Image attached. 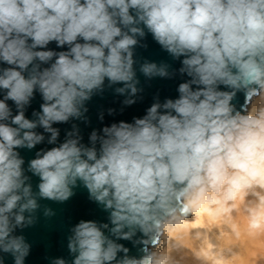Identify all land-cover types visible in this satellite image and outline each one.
<instances>
[{
  "label": "clouds",
  "instance_id": "obj_1",
  "mask_svg": "<svg viewBox=\"0 0 264 264\" xmlns=\"http://www.w3.org/2000/svg\"><path fill=\"white\" fill-rule=\"evenodd\" d=\"M148 33L181 66L145 59L139 72L185 77L177 97L87 143L71 123L60 141L54 125L90 123L87 103L106 88L137 102L135 48ZM0 96V253L13 264L31 250L17 230L55 214L39 201L64 203L80 186L108 222L80 220L71 261L50 264H245L244 242L264 264V0H0ZM45 141L25 167L19 150Z\"/></svg>",
  "mask_w": 264,
  "mask_h": 264
},
{
  "label": "water",
  "instance_id": "obj_2",
  "mask_svg": "<svg viewBox=\"0 0 264 264\" xmlns=\"http://www.w3.org/2000/svg\"><path fill=\"white\" fill-rule=\"evenodd\" d=\"M143 45H146V47ZM55 47L54 43L49 45V48L55 49ZM135 59L138 61L135 67L137 69V76L140 80L139 87L143 89L137 98V102L131 106H124L122 105L124 96L116 95L112 89L106 88L102 95L98 94L93 96V98L87 103L89 109L87 116L90 123L85 124L80 121H73L68 124L54 125L61 130L60 141H63L65 131L70 130L71 123L78 124L84 142L87 143L89 133L93 129H100L103 125L111 124L112 122L120 120L131 122L133 117L142 116L157 96L161 102L165 98L177 97V86L185 79V77H181L177 73L172 79L157 77L148 80L139 72V64L145 59L156 63H167L171 66L170 70L179 69L181 66L179 61L173 60L167 52L161 49L160 45L154 41L150 33L146 34V37L141 40L140 45L135 48ZM0 98H2V96H0ZM42 102L41 96L37 93L31 102V106L26 110V116L32 119L33 110L39 111ZM235 102L238 107L244 105V95L238 94ZM8 103L15 113V105L11 101ZM110 108L115 109L113 115H108L107 110ZM101 112L104 113L103 123L98 119V115ZM38 131H42V129H38ZM52 146L53 145H48L45 141V143L37 145V147L32 150L20 149V154L24 157L26 162L25 167H27V161L35 157V152L37 150L40 148H50ZM29 175L31 174L29 173ZM38 182V177L33 176L31 183L34 191H38ZM74 192L75 194L64 203L40 200L39 202L42 208L43 206H48L54 210L55 214L46 218L43 216L41 210L37 213L38 220L33 226L25 228L23 231L19 229L17 230L16 234L24 235L27 242L31 245L30 254L26 258L25 264H50V260L57 257H63L66 260L71 261L72 256L67 249V237L70 235V228L80 220L108 222V213L105 212L101 206L89 199V194L86 188L80 186L75 188ZM121 243H124L131 249L130 254H138L137 249L128 241H121ZM0 256L3 257L4 264H13V258L11 255L0 253Z\"/></svg>",
  "mask_w": 264,
  "mask_h": 264
},
{
  "label": "bare ground",
  "instance_id": "obj_3",
  "mask_svg": "<svg viewBox=\"0 0 264 264\" xmlns=\"http://www.w3.org/2000/svg\"><path fill=\"white\" fill-rule=\"evenodd\" d=\"M177 234L175 232L172 233V237L174 238ZM240 252L243 255L245 259V264H255V261L252 259L253 257H256L260 253V249L253 247L248 242H244L240 245ZM184 255L186 257H190V251H185ZM183 264H191L190 259L185 260Z\"/></svg>",
  "mask_w": 264,
  "mask_h": 264
}]
</instances>
